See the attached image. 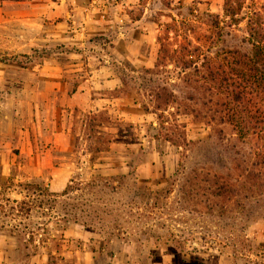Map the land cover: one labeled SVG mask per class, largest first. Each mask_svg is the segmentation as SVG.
<instances>
[{
    "label": "rangeland",
    "instance_id": "374dc122",
    "mask_svg": "<svg viewBox=\"0 0 264 264\" xmlns=\"http://www.w3.org/2000/svg\"><path fill=\"white\" fill-rule=\"evenodd\" d=\"M0 16L8 19L0 24V60L11 70L21 65L22 75L39 88L32 108L29 100L4 102L6 116L11 110L15 116L6 136L8 179L0 189V229L15 243L10 260L27 264L29 255L46 251L50 264H58L63 247H84L131 251L144 263L213 264L212 255L220 252L232 264H264L256 259L264 252V186H254L258 180L245 171L257 150L254 139L230 124L213 130L176 104L156 108L155 85L188 96L180 69L171 62L154 75L143 72L155 63L159 36L167 35L173 47H198V64L203 54L231 50L247 39L249 19L260 22L263 43L264 0H0ZM19 16H79V30L63 50L69 56L64 61L77 64L63 72L64 87L77 93L94 72L99 85L91 95L97 100L80 93L73 101L47 98L54 86L44 83V63L61 45L46 36L44 17L21 22ZM67 104L86 111H74L72 118ZM92 107L99 111L89 112ZM36 115L48 116L49 125H32ZM99 129L103 135L93 134ZM95 147L102 149L92 156ZM93 175L100 176L98 187L69 201L93 202L98 217L90 222L80 214L85 226L67 225V199L46 192H61L72 177L88 182ZM212 175L227 178L233 192L210 196L200 179ZM22 198L28 212L12 202ZM50 200H56L53 210Z\"/></svg>",
    "mask_w": 264,
    "mask_h": 264
},
{
    "label": "trees",
    "instance_id": "16d2710c",
    "mask_svg": "<svg viewBox=\"0 0 264 264\" xmlns=\"http://www.w3.org/2000/svg\"><path fill=\"white\" fill-rule=\"evenodd\" d=\"M214 24L218 26L217 22ZM247 26V39H241L238 45L231 50H221L220 53H215L213 56L203 54V62L200 64L194 61L200 54L198 47L191 48L190 44H180L173 47L175 44L168 40L167 35L159 36V47L155 63L151 69H143V72L154 75V71L171 62L180 69L183 89H187L188 96L176 97L168 91L167 87L155 85L151 91L154 102L157 101L156 108L176 104L177 108H183V113L191 114L195 120L203 121L213 130H216L219 125L230 124L240 135H251L257 150L251 154L254 158L250 157L246 160L247 169L245 171L249 176L258 180L257 183H253L254 186L263 187L264 42L260 43L258 40L262 37L260 22L256 23L254 20L249 19ZM85 119L88 120L87 122H91L92 118L85 116ZM84 125H86V122H84ZM91 131L90 129L89 132ZM217 131L222 132L219 128ZM94 133L104 134L100 129ZM101 149L95 147L90 152L92 156H97ZM90 161L93 162V159ZM200 174L202 176L209 175V173ZM95 179H100V176L93 175L88 182H84L81 178L72 177L61 192H46L54 198L63 196L67 199V201H63L62 205L63 220L67 225L72 222L85 226L87 224L86 218L85 221L80 220V214L81 217H90V222L98 217V206H94L93 202L89 200L79 203L69 201L80 198L84 195V191H91L98 187L97 183L94 182ZM200 180L207 182L208 186L205 189L212 197H219L225 192L232 191L228 179L220 175H212L208 180ZM35 187L37 188L36 184L31 185V189ZM110 187L114 192L117 187L119 188V185L115 184ZM89 193L95 195L94 192ZM12 202L18 206L20 211L28 212L30 210L29 206H26L27 202L24 198L14 199ZM49 202L46 203L47 207L49 210H53L56 200H50ZM41 206L42 202L40 201L37 207ZM101 231L108 237L115 235L111 231L103 229Z\"/></svg>",
    "mask_w": 264,
    "mask_h": 264
},
{
    "label": "crops",
    "instance_id": "0c3cea01",
    "mask_svg": "<svg viewBox=\"0 0 264 264\" xmlns=\"http://www.w3.org/2000/svg\"><path fill=\"white\" fill-rule=\"evenodd\" d=\"M44 17L42 20L47 25V28H45L46 36H48L51 41H55L58 43L59 48H57L53 59L50 61H46L44 63V66L47 68L48 73H45V76L43 77L44 83L47 85H52L54 87L49 88L53 92H56L57 90H60V93H53L48 91L47 96L48 99L55 98V100L59 101H65V100H72V97H76L80 93L87 94L88 101L94 102L95 99L91 95V91L97 89V85H99V82H96L94 72L91 74L89 72L86 77H84L83 83L85 84V87L78 88L75 92H67L64 85L66 84L64 73L67 68L71 65H77L72 64L64 61V57L68 58L63 51L64 48L68 45L70 42L71 34L72 36L76 34V32L79 30V22L77 18L79 16H42ZM41 17V18H42ZM40 16H19L16 17V19H19L21 22H24L26 20H35V19H41ZM46 19V20H45ZM7 16H0V24L3 22L5 23L7 21ZM1 57V55H0ZM72 57H75L72 56ZM16 68L11 70L9 68V64H7L5 61L0 60V189L1 185L6 182L8 179V173H7V166L10 164V159L8 160L6 156V136L7 134H12L13 131V125L15 123V116L12 113V110L10 112L9 116H6L5 111V103L4 102H18L19 100H29L30 106L34 107V104L32 102L39 101L38 99V82L35 79H30L28 76H23V67L21 65L15 64ZM27 68V67H25ZM12 71V75L9 76L8 71ZM78 69V68H75ZM17 73V74H16ZM109 81L112 82V79ZM116 83V81H115ZM7 85H11L12 87L7 89ZM24 87V88H23ZM23 89H29L30 94L23 93ZM52 95V96H50ZM68 98V99H67ZM99 100V99H98ZM36 105V104H35ZM13 106V105H12ZM69 109V114L73 118L75 111H86L83 106H77L76 104H73L70 108L69 104L66 106ZM89 112H97L99 111L95 107L88 108ZM82 113V112H81ZM85 113V112H83ZM30 122L32 125H49V117H38L31 116ZM46 121L47 124L45 123ZM51 123H56L54 121H51ZM112 242V241H111ZM14 239L12 236L6 235L4 230L0 229V264H17V262L12 261L9 259V251L10 249L14 248ZM104 251V248H95L94 250H88L84 247L77 248V247H69L66 249V247H63L61 251L57 253V261L58 264H166L165 262H154L147 260L145 263L144 261L139 262L138 260L134 259V256L131 251L124 252H110L108 253H102ZM210 255V254H208ZM213 257V264H232L230 262L229 257H227L224 254H221L220 252H217L216 254L212 255ZM257 260L264 263V252L262 254H259L256 258ZM49 261V253L46 251H41L39 253L31 254L29 257H27V264H50Z\"/></svg>",
    "mask_w": 264,
    "mask_h": 264
}]
</instances>
